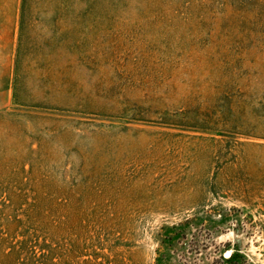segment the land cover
I'll list each match as a JSON object with an SVG mask.
<instances>
[{
  "label": "rangeland",
  "instance_id": "374dc122",
  "mask_svg": "<svg viewBox=\"0 0 264 264\" xmlns=\"http://www.w3.org/2000/svg\"><path fill=\"white\" fill-rule=\"evenodd\" d=\"M195 216L264 264V0H0V264H156Z\"/></svg>",
  "mask_w": 264,
  "mask_h": 264
},
{
  "label": "trees",
  "instance_id": "16d2710c",
  "mask_svg": "<svg viewBox=\"0 0 264 264\" xmlns=\"http://www.w3.org/2000/svg\"><path fill=\"white\" fill-rule=\"evenodd\" d=\"M197 217H188L184 221L165 225L160 233V246L157 249L156 264H250L251 260L238 253H232L229 258L223 254L208 256L206 248L211 243V238L202 240L189 231L192 230L193 223ZM217 247V245H216ZM218 247L217 250L218 251Z\"/></svg>",
  "mask_w": 264,
  "mask_h": 264
},
{
  "label": "water",
  "instance_id": "95a60500",
  "mask_svg": "<svg viewBox=\"0 0 264 264\" xmlns=\"http://www.w3.org/2000/svg\"><path fill=\"white\" fill-rule=\"evenodd\" d=\"M231 253H232L231 251H227V252H226V256H230Z\"/></svg>",
  "mask_w": 264,
  "mask_h": 264
}]
</instances>
